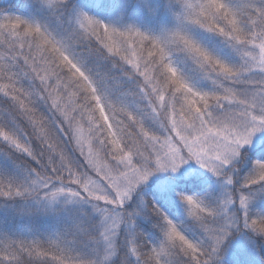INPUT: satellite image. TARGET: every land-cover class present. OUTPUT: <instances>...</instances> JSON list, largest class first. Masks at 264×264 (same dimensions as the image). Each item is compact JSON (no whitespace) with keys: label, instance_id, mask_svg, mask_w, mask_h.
Returning a JSON list of instances; mask_svg holds the SVG:
<instances>
[{"label":"snow or ice","instance_id":"obj_1","mask_svg":"<svg viewBox=\"0 0 264 264\" xmlns=\"http://www.w3.org/2000/svg\"><path fill=\"white\" fill-rule=\"evenodd\" d=\"M0 264H264V0L0 7Z\"/></svg>","mask_w":264,"mask_h":264},{"label":"trees","instance_id":"obj_2","mask_svg":"<svg viewBox=\"0 0 264 264\" xmlns=\"http://www.w3.org/2000/svg\"><path fill=\"white\" fill-rule=\"evenodd\" d=\"M22 0H0V7H17Z\"/></svg>","mask_w":264,"mask_h":264}]
</instances>
